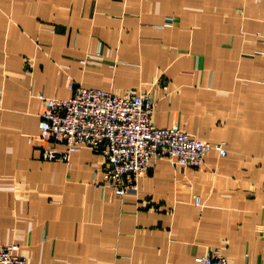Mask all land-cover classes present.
Listing matches in <instances>:
<instances>
[{"label": "crops", "instance_id": "obj_1", "mask_svg": "<svg viewBox=\"0 0 264 264\" xmlns=\"http://www.w3.org/2000/svg\"><path fill=\"white\" fill-rule=\"evenodd\" d=\"M67 77L149 93L155 126L228 154L157 160L118 197L99 153L42 157L39 96ZM0 239L29 264H264V0H0Z\"/></svg>", "mask_w": 264, "mask_h": 264}, {"label": "built area", "instance_id": "obj_2", "mask_svg": "<svg viewBox=\"0 0 264 264\" xmlns=\"http://www.w3.org/2000/svg\"><path fill=\"white\" fill-rule=\"evenodd\" d=\"M70 99L39 96L46 107L39 124L40 139L51 145L42 153L48 162L67 163L73 154L88 148L103 156L104 187L124 197L136 192L140 179L155 161L199 168L211 151L227 156L225 142L211 145L198 140L177 125L158 128L153 119L156 104L149 93L118 97L99 89H86L67 77ZM165 89H167L165 87ZM58 147L64 148L63 151ZM195 204H201L197 197ZM197 264H229L210 250ZM0 264H29L16 244L0 239Z\"/></svg>", "mask_w": 264, "mask_h": 264}]
</instances>
